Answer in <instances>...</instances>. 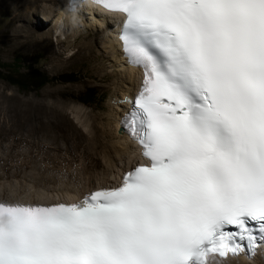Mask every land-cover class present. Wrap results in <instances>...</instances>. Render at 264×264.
I'll return each mask as SVG.
<instances>
[{"label": "snow or ice", "instance_id": "1", "mask_svg": "<svg viewBox=\"0 0 264 264\" xmlns=\"http://www.w3.org/2000/svg\"><path fill=\"white\" fill-rule=\"evenodd\" d=\"M77 0H66L75 7ZM142 69L146 161L75 203L0 200V264H226L264 247V0H93Z\"/></svg>", "mask_w": 264, "mask_h": 264}, {"label": "bare ground", "instance_id": "2", "mask_svg": "<svg viewBox=\"0 0 264 264\" xmlns=\"http://www.w3.org/2000/svg\"><path fill=\"white\" fill-rule=\"evenodd\" d=\"M0 2L9 6L13 13V20H23L24 11L30 8L31 13H34L36 17H41L43 14L49 16V13L51 15L53 13L48 18L45 16L46 20L52 22L47 30L37 33L35 29H22L21 32H17L22 37L20 44L23 47L32 45L47 49L50 53L49 61L52 63V71L60 66L66 67L67 64L69 66L78 62L93 63L91 69L95 74L91 75L92 78L98 81L96 85L101 87L103 93L108 92L105 104L97 111L81 103L60 104L56 99L48 102L41 99L20 98L16 109L22 124L46 130L65 126L69 129V136L72 140L78 137L79 142H84V150L91 154L89 155L91 160L89 163L83 162L80 166L66 170L68 172L65 174L62 172L63 177L60 175L56 177V173L51 170L53 171L51 174L56 176L51 177L48 174V178H45L42 174V179L40 176L37 177L40 181L37 178L31 180L28 177L31 181L27 183L25 179L26 184L21 183L24 184L22 188L19 184L16 185L20 187L17 190L7 189V187H5L7 190L0 188V199L36 201L41 204L74 202L91 189L115 182L124 170L130 168L139 159L134 144L120 129V118L127 105L117 104L115 101L133 96L143 77L142 72L137 67L128 64L122 54L117 39L120 16L90 3H81L69 10L66 7V0H2ZM39 2L44 3L41 8H39ZM34 22L41 25V21L37 19ZM8 23L10 24V21ZM79 25L82 27L79 28ZM69 29L70 33L64 38H71L69 41L71 43L67 44L66 41L65 43L57 38V42L65 47L69 44L73 46V51L66 56L65 60H62L61 51H54L51 48V37L53 32H58L63 36ZM48 95L57 98L62 96V93L53 89ZM9 181L6 184H10ZM225 260L226 264H264V249L258 250L249 259L237 256L236 258H225Z\"/></svg>", "mask_w": 264, "mask_h": 264}, {"label": "rangeland", "instance_id": "3", "mask_svg": "<svg viewBox=\"0 0 264 264\" xmlns=\"http://www.w3.org/2000/svg\"><path fill=\"white\" fill-rule=\"evenodd\" d=\"M43 4L39 2V8ZM0 8V181L5 184L3 185L0 182L2 184H0V188L6 189L5 187H7V189L17 190L26 184L25 181L28 183L32 179L35 180L38 176L42 179L43 175L46 178L48 174V176L52 177L55 175L51 174L53 171V173H56V177H59V175L63 177L70 168L77 165L80 166L83 162L89 163L91 160L89 156L91 154L84 150V142H79L77 140L78 137L72 140L69 136V129L65 126L46 130L22 124L16 109L18 100L26 97L51 102L56 99L60 104L66 102L81 103L97 111L99 107L105 104L108 92L104 91L103 93L101 87L96 85L98 81L96 82L92 78L91 75L95 74L94 70L91 69L93 63L78 62L69 66L67 64L66 67L60 66V68L52 71V63L49 61L50 53L47 49L42 46L32 45L23 47L20 44L22 37L17 32H21L22 29H35L37 33L47 30L52 22L46 19L52 16L53 13L52 15L49 13V16L43 14L41 17H36L34 13H31L30 8L24 11L25 17H27H23L25 20H13V13L8 5L0 2ZM36 19L39 22L41 21V25L34 22ZM9 21L10 24L8 23ZM64 21L66 23V20ZM81 27L79 25V28ZM69 33L70 29L65 31L63 36L58 34V32H53L51 37V48L54 51H61L60 57L62 60H65L66 56L73 51V46L69 44L65 47L62 43L57 42V38H60L63 42L66 41L68 44L71 38L64 37ZM29 68L41 71L47 75L49 80L36 89L31 86L23 89L20 85L4 79V77L8 76L12 80L22 83H25L26 80H34L37 75L26 76ZM69 77H73L75 81L65 80ZM53 89L62 93V96L57 98L50 97L48 94ZM93 93H96L95 103H82L79 101L80 97H86ZM66 126H68L67 123ZM59 167L62 171L59 170ZM45 169H48V173ZM37 172L40 173L36 175ZM28 177L31 180H28ZM7 179L10 180V184H6V182L8 183ZM20 180L25 181L21 182ZM17 181L19 182L17 183ZM21 183L24 184L22 185ZM18 184L20 187L16 186ZM12 185L16 187L14 188Z\"/></svg>", "mask_w": 264, "mask_h": 264}, {"label": "trees", "instance_id": "4", "mask_svg": "<svg viewBox=\"0 0 264 264\" xmlns=\"http://www.w3.org/2000/svg\"><path fill=\"white\" fill-rule=\"evenodd\" d=\"M16 70H17V67H16ZM12 72L14 73V71H12ZM32 74L37 75V78H35L34 80L33 79L26 80L25 83L19 82L17 80H12L8 76L4 77V79H6V80H8V81H10L12 83H16L17 85H20L21 88H23V89H26L29 86L34 87L36 89V88L42 86L44 83H46L49 80L47 75H45L41 71H38L35 68H29V71L27 72L26 76H29V75H32ZM65 80H67V81H75V79L73 77H69L68 79H65ZM95 94L96 93H93V94H91L89 96H86V97H80L79 101H81L82 103H95L96 102Z\"/></svg>", "mask_w": 264, "mask_h": 264}]
</instances>
